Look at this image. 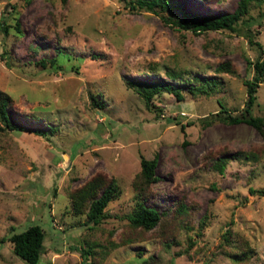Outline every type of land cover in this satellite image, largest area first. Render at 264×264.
Listing matches in <instances>:
<instances>
[{
	"label": "rangeland",
	"instance_id": "obj_1",
	"mask_svg": "<svg viewBox=\"0 0 264 264\" xmlns=\"http://www.w3.org/2000/svg\"><path fill=\"white\" fill-rule=\"evenodd\" d=\"M179 1L201 13L232 12L239 2ZM248 16L259 20L249 28L252 42L245 28L179 29L156 13L132 9L129 0H0V93L11 99L12 121L46 132L0 131V236L41 226L37 264H82L89 246L98 252L96 264H264V196L248 191L264 189V137L247 123L211 115L218 101L240 114L244 80L264 58V2H252ZM225 61L234 73L215 69ZM200 77L217 80L218 91L183 90L180 101L162 92L149 108L126 85L183 79L196 85L193 78ZM252 115L264 119V79ZM222 156L227 163L218 171L213 163ZM142 157L156 159L159 178L146 205L170 212L181 202L186 209V224L174 226L173 238L164 226L147 232L129 226ZM96 173L115 178L121 195L105 218L85 224V215L71 210L70 192ZM0 264L25 262L6 242Z\"/></svg>",
	"mask_w": 264,
	"mask_h": 264
},
{
	"label": "trees",
	"instance_id": "obj_2",
	"mask_svg": "<svg viewBox=\"0 0 264 264\" xmlns=\"http://www.w3.org/2000/svg\"><path fill=\"white\" fill-rule=\"evenodd\" d=\"M65 1V0H63ZM252 2H264V0H239L236 8L232 12L227 13H201L189 11L179 0H129L132 9H146L147 11L156 13L162 20L182 30H190L194 33H201L209 30L227 29L230 31H240L245 28L247 32H242L252 42L250 26L258 22L256 18H244L249 11ZM263 16V14H261ZM5 20L1 27L7 31ZM259 48V43H255ZM55 59L49 60L53 64ZM46 62V61H45ZM45 62L41 61V65L45 67ZM253 78L244 80L246 86L247 97L244 108L239 115L231 114L221 101H218L220 109L211 115L218 117L226 123H247L253 126L264 137V119L259 116L252 115V109L256 101V91L259 84L264 79V58H258L253 63ZM218 72L234 73L230 63L225 61L219 63L216 68ZM168 74L173 78H179L177 73ZM197 84L193 85L189 79H183L184 84L175 85L166 81H145V80H129L126 81L127 87L133 89L138 94L147 108L152 105V99L155 95L162 92L171 93L176 100L183 99L182 91L186 90L192 95H212L217 92L219 82L214 78H193ZM91 103L98 109L104 108V102L99 98L98 94H90ZM11 103L8 95L0 93V131L3 130H19L30 132L35 135H45L46 132L38 127H26L16 124L8 115L7 108ZM207 117V116H205ZM204 117V118H205ZM50 128L49 131H53ZM227 156L216 158L213 166L218 171H222L227 163ZM141 170L134 177L132 187L135 191V206L133 210L126 216L129 226L143 232L153 230L154 228L164 226L170 229L168 236L174 237L172 231L175 227L185 226L184 216L187 214L186 209L180 202L176 208L170 212H159L154 207L146 205V200L150 197V188L158 181L155 173L156 159H140ZM249 193L264 196V189H255L249 187ZM121 188L117 180L113 177L108 178L103 173H96L90 177L83 185L70 192L71 210L75 215H85V224H97L100 220L107 216L106 207L108 204L119 198ZM163 228V227H162ZM163 230V229H161ZM160 230V231H161ZM44 230L38 224L29 225L26 229L15 232L11 228L9 234L0 236V243H10L12 252L21 258L25 264H37L43 251ZM230 237V231L224 234L227 241ZM128 240H122V243ZM244 241L241 245H245ZM169 244L166 243L165 246ZM244 252L247 254L250 249L245 246ZM84 261L82 264H96V252L90 246L82 249ZM102 254H106L103 252ZM88 257L90 261L88 262Z\"/></svg>",
	"mask_w": 264,
	"mask_h": 264
}]
</instances>
